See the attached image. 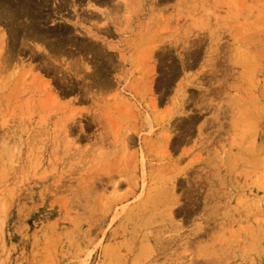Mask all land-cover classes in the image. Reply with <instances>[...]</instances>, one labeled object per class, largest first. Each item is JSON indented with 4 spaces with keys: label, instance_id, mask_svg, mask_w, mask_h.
I'll list each match as a JSON object with an SVG mask.
<instances>
[{
    "label": "rangeland",
    "instance_id": "1",
    "mask_svg": "<svg viewBox=\"0 0 264 264\" xmlns=\"http://www.w3.org/2000/svg\"><path fill=\"white\" fill-rule=\"evenodd\" d=\"M107 3L0 57V264H264V0Z\"/></svg>",
    "mask_w": 264,
    "mask_h": 264
},
{
    "label": "bare ground",
    "instance_id": "2",
    "mask_svg": "<svg viewBox=\"0 0 264 264\" xmlns=\"http://www.w3.org/2000/svg\"><path fill=\"white\" fill-rule=\"evenodd\" d=\"M82 1H85L86 7L91 9L88 11V13H90L89 17H96L97 15H94L95 12H99L96 10V8L99 7L100 9H102L101 7L105 6L106 3L110 2L111 0H82ZM112 1H114V0H112ZM47 4H48V0H0V25L2 24L4 26V28L7 29V30L3 29L2 31H0V39H1V45H2L1 49H2V51H4V53H2V55L0 57L4 61H8V60H9V62L11 61V59H12L11 55L13 53V50L11 48L15 47L13 45L15 44V42L17 41V39L19 38L20 35H21L20 39H21V43H22L21 46L22 47H24V44H26L25 42L27 40H29V42L30 41L31 42H37V43L41 42L42 44L46 43L47 46L49 44L52 47V43L49 40L50 39L55 40L58 36L57 35L52 36L51 34H49L50 32L48 34L46 32V34H45V32L40 30V26L42 24L39 25V23H40L39 12L46 9L48 7ZM63 5H60V3H59V5L57 7H54V12H57L60 14L63 11V9H62L64 7ZM64 9H65V7H64ZM21 19L24 22L23 21L21 22ZM46 20L51 21V16L46 15ZM41 21L44 22V19ZM102 32H105V31H102ZM58 35L60 36V34H58ZM47 42H49V43H47ZM98 43L95 42L94 44H98ZM53 44H55V42ZM3 45H4V47H3ZM66 45H68V44H66ZM70 45H71V43H70ZM60 47L62 48L61 45H60ZM66 47H68V46H66ZM54 48H55V46H54ZM84 48H86V47H84ZM57 49L59 50V48H57ZM77 50H79V49H77ZM86 50L89 51V52H87V51L86 52L88 53V55H91L92 58H97V57L102 56L100 49L99 48L97 49V47H95V46H92V47L87 46ZM35 51H37V50H35ZM49 51L51 52V50H49ZM59 53H57V54L59 55ZM71 54H72V52H71ZM50 98L53 99V96L52 97L50 96Z\"/></svg>",
    "mask_w": 264,
    "mask_h": 264
}]
</instances>
